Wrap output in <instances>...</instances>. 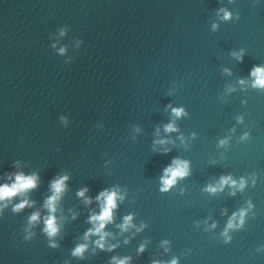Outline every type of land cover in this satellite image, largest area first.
<instances>
[{
  "label": "water",
  "instance_id": "water-1",
  "mask_svg": "<svg viewBox=\"0 0 264 264\" xmlns=\"http://www.w3.org/2000/svg\"><path fill=\"white\" fill-rule=\"evenodd\" d=\"M256 66L264 0H0V185L16 172L39 176L26 197L0 202V264H264ZM177 158L189 174L161 191ZM64 175L49 238L44 204ZM222 176L245 186L205 191ZM84 188L90 203L77 195ZM113 189L123 199L101 249L99 236H84L96 197ZM25 198L32 206L13 211ZM242 209L243 224L237 215L228 229ZM79 244L82 258L72 255Z\"/></svg>",
  "mask_w": 264,
  "mask_h": 264
},
{
  "label": "clouds",
  "instance_id": "clouds-1",
  "mask_svg": "<svg viewBox=\"0 0 264 264\" xmlns=\"http://www.w3.org/2000/svg\"><path fill=\"white\" fill-rule=\"evenodd\" d=\"M224 11V17L223 19H230L231 13ZM215 28V25L213 26ZM63 51V49H61ZM235 55V53H234ZM239 59H242V53L241 56L238 57ZM251 76L254 78L253 80V87L257 88H264V66H256L251 71ZM243 83V81H241ZM173 115L175 117H180L181 115L185 114L184 110L182 108H174L172 109ZM174 122L170 123L165 126L166 132L175 131ZM247 135V134H246ZM159 144L166 143L165 140H159L157 141ZM221 145L226 143L225 141L220 142ZM167 151V149H165ZM189 174V165L187 161L181 160L179 158L174 159L172 161V164L169 165L167 168L164 169V176L161 177V183H162V189L161 191H167L171 186L176 184L177 178H183ZM14 180L11 183H4L0 185V202L10 201L12 198L20 196V197H26L29 191L37 188L39 176L36 173H33L31 175H25L22 171L16 172L13 174ZM9 179H12L10 176ZM69 179L67 175L59 176L56 179H54L51 182L50 188L52 195L49 196L45 200L44 207L48 210L49 215L45 217L44 223L45 228L43 231L48 235L49 238L55 237L59 231V227L57 224L55 213L57 212V205L58 202L61 199L62 194L66 190V181ZM245 180L241 178L239 184H237V181L233 180L231 176H222L219 183L216 186L209 185L205 191L215 193L218 190H222L225 185H231L234 188L243 189L245 186ZM87 192V188L81 189L77 195L79 197L85 198L86 203H90L91 200L89 198L85 197V193ZM235 194V193H233ZM96 199L100 202V212L98 214H92L89 217V222L93 225L92 228L88 230L87 233H85L84 239L88 240L89 236L91 235H97L99 236V239L95 241L96 246H98L101 249L105 248V237L108 235L104 231L106 225L108 223H111L113 221V210L117 207V200L123 199L122 196L118 194V192L113 189L111 191L104 190L102 191L99 196L96 197ZM33 204L32 201L28 199H22L20 203L16 204L13 208V211L19 212L25 207H31ZM245 210H241L238 214H233L232 218L229 220V223L227 225L228 229H231L233 227H236L233 222L237 219V215L239 216L240 224L242 225L244 222V216H245ZM40 218L39 212H34L30 218L29 222L34 223L37 222ZM131 216H126L124 218V223L120 225L122 230H127L128 227L131 225ZM224 235L227 237V229L225 230ZM230 240V237L226 239V242ZM167 243V242H165ZM50 247H57V245L54 242L50 243ZM88 245L87 244H79L76 246V248L73 250L72 255L81 257L83 256V253L86 251ZM115 247V246H111ZM111 247L109 250H111ZM140 251H143V246H141ZM130 258L126 257L124 259H117L113 257V264H128V261ZM153 264H160L159 261H153ZM171 264H177V261L173 259L171 261Z\"/></svg>",
  "mask_w": 264,
  "mask_h": 264
}]
</instances>
